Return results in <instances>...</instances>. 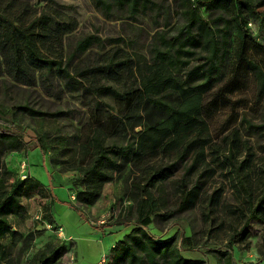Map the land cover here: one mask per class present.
Here are the masks:
<instances>
[{
	"label": "rangeland",
	"instance_id": "rangeland-1",
	"mask_svg": "<svg viewBox=\"0 0 264 264\" xmlns=\"http://www.w3.org/2000/svg\"><path fill=\"white\" fill-rule=\"evenodd\" d=\"M25 1L38 11L57 8L78 20V29L66 39L68 45L89 34L135 42V47H92L77 60L79 68L93 65L118 46L149 58L154 36L172 30L181 10L180 1L156 0L170 5L172 11V23L158 26L149 15L135 20L125 15L106 18L92 0ZM250 1L257 6L261 0ZM257 10L264 13V6ZM201 11L207 18L219 14L217 9ZM251 21L248 27L253 40L248 57L262 72L242 58V46L234 34L224 74L204 97L212 135L207 156L215 176L193 209L165 219L164 213L178 207L177 179L182 169L163 190H154L155 199L163 200L165 206L152 214V223L145 227L159 241L175 237L180 253L196 264H218L221 252H228L223 258L231 255L235 264H264V222L250 216L252 203L264 191V23ZM197 64V60L192 63ZM58 88L48 92L40 82L27 86L0 76V106L26 130L22 147L6 151L0 165V201L2 194L20 189L24 205L9 216L10 230L0 237V264H38L51 244L67 246L56 264H99L103 258V264H109L113 247L138 226L139 203L130 163H122L95 205L76 209L75 195L87 162L82 145L98 124L104 123L105 131L112 129L108 122L111 112L105 106L96 109L91 95L70 91L63 84ZM104 99L117 107L115 101ZM23 105L47 114L31 115ZM57 111L68 114H52ZM32 139L28 149L26 144Z\"/></svg>",
	"mask_w": 264,
	"mask_h": 264
},
{
	"label": "trees",
	"instance_id": "trees-1",
	"mask_svg": "<svg viewBox=\"0 0 264 264\" xmlns=\"http://www.w3.org/2000/svg\"><path fill=\"white\" fill-rule=\"evenodd\" d=\"M180 1L179 20L172 30L158 31L149 47V58L119 47L101 55L98 62L79 68L77 60L92 47L105 49L111 44L135 47L124 37L103 38L89 34L76 44L67 37L79 26L76 18L57 8L38 11L25 0H0V76L57 91L60 84L70 91L91 95L96 109H110L112 129L104 123L92 130L82 145L87 162L82 166L81 188L75 198L76 209L89 208L100 199L106 183L114 180L122 163H130L135 174L133 186L138 200L137 227L112 249L109 264H196L180 253L176 238L159 241L145 227L152 214L165 206L155 199L154 190L172 180L182 169L178 182V207L162 216L171 219L193 209L203 190L215 176L207 147L212 142L204 97L222 78L224 62L235 34L242 46V58L262 72L248 57L253 36L251 20L264 23V13L250 0H174ZM106 18L125 15L139 19L149 15L156 25L172 23L170 5L156 0H92ZM217 9L207 18L201 9ZM161 20L163 22H161ZM199 64L192 65L193 61ZM104 98L115 101L117 107ZM31 115H46L28 105ZM54 115H67L57 111ZM10 112L0 106V165L8 150L22 147L26 130L9 119ZM137 127L142 130L136 131ZM26 147L29 149L30 144ZM42 147L41 144H37ZM21 190L2 194L0 237L10 230L9 216L24 209ZM161 204V205H160ZM251 218L264 222V191L252 203ZM127 219L126 223H130ZM125 224L124 222L122 225ZM247 233V231H246ZM65 244L49 245L38 264H56L65 254ZM218 264H235L228 252H221ZM14 264V263H13Z\"/></svg>",
	"mask_w": 264,
	"mask_h": 264
},
{
	"label": "built area",
	"instance_id": "built-area-1",
	"mask_svg": "<svg viewBox=\"0 0 264 264\" xmlns=\"http://www.w3.org/2000/svg\"><path fill=\"white\" fill-rule=\"evenodd\" d=\"M27 177V174L23 177L24 179ZM105 220H102V223L104 222ZM106 262V258H103L102 261L99 263V264H103Z\"/></svg>",
	"mask_w": 264,
	"mask_h": 264
}]
</instances>
